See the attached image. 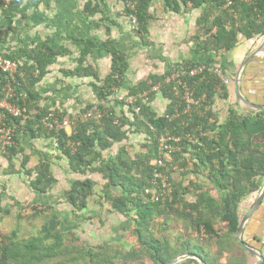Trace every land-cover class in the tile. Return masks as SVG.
<instances>
[{
	"label": "trees",
	"instance_id": "1",
	"mask_svg": "<svg viewBox=\"0 0 264 264\" xmlns=\"http://www.w3.org/2000/svg\"><path fill=\"white\" fill-rule=\"evenodd\" d=\"M21 1L10 0L6 9L0 3V13L11 16ZM179 1L164 0V7L174 14L184 10L186 13L198 11L197 29L193 37L194 52L198 56L213 55L216 58L209 57L208 63L183 62L176 70L170 69L166 73H180L185 69L187 74L177 80L185 84L195 101L202 97L205 99L188 127H180L179 122L182 121L179 119H169L173 114L171 104L163 116H157L147 105L143 106L137 100L126 105L127 114L132 116L133 121L118 117L114 124V109L108 110L106 103L111 101L109 99L115 93L114 89H110L120 86L128 63L123 53L114 47H107L112 57L111 75L101 87L92 85V88L98 103L105 101V106L98 104L99 110L107 111L108 114L102 117L100 124L90 120L78 121L70 135L64 130L57 133L49 131L44 122H48L50 112L35 104V86L63 52L43 45L31 51L21 48L9 54L0 50V56L6 59L26 58V62L18 67L17 85H13L14 97L10 99V103L25 108V115L18 118L6 115L5 120V124L12 128L13 143L4 153L8 167L13 168V160L19 158L20 171L17 173L23 172L30 179L29 185L34 192L46 193L55 183L51 163L39 160L30 170V158L21 145V137L29 135L31 138L54 139L55 149L67 159L70 172L79 177L71 180L68 191L61 197L72 208V216L80 218L75 213L86 210L89 199L95 196L93 200L97 205L103 202L108 207V213H115L129 221V235L135 239L130 248L106 242L94 245V248H86L85 243L82 247L77 242L73 245V241L69 240L71 237L66 236L70 232L61 231L58 228L60 223L52 217L39 236L32 237L27 243L19 245L14 240L17 233L12 231L10 248L0 245V264H43L48 260L52 264H168L187 254L198 257L204 264H249L251 256L236 240L242 221L238 209L240 203L258 193L264 183V113H255L251 109L240 110L235 102L236 107H230L227 119L220 123L210 109L205 110V104L207 101L211 104L216 97L229 100V88L222 82L229 69L217 66L225 54L235 51L240 40H257L264 36V0ZM125 3V12L135 18L136 34L145 44L143 40L154 19L150 13L153 0H125ZM198 66H203L204 70L198 75L189 76L188 73ZM80 71L88 75L90 68ZM19 74L22 76L19 77ZM149 79L153 80V77ZM6 82V77L0 73V99L4 95ZM155 84L154 81L140 82L135 88L129 89L128 97L143 94ZM173 84L175 86L176 83ZM178 88L182 90V87ZM168 89L164 88L163 94L171 98ZM135 107L139 108L138 112L134 110ZM87 109L76 114L77 119ZM59 114L55 112L54 118L61 120ZM130 133L146 136L142 145L144 151L131 156L125 147H121L114 157H103V152L115 144L124 143ZM167 134L171 137L167 144L180 149L168 157L179 161L178 167L182 169L186 167L182 155L189 154L194 167L191 173L197 175L206 171L207 181L215 190V196L193 181L185 185L184 177L179 181L170 178V164L164 157L166 153H160L158 149L160 137ZM187 134L189 137L183 138ZM179 137H182L179 143L173 144V139ZM191 138L194 143H191ZM88 174L100 176L104 182L100 191L94 189L97 183L86 177ZM29 209L36 211L38 208L29 206ZM155 226H160L161 230L155 231ZM177 227L181 234L172 243L165 235L168 230ZM212 245L217 250L214 253L211 251ZM260 246L263 257L261 264H264V243ZM222 253L227 254L225 263L219 262ZM183 264L198 262L189 259Z\"/></svg>",
	"mask_w": 264,
	"mask_h": 264
},
{
	"label": "rangeland",
	"instance_id": "2",
	"mask_svg": "<svg viewBox=\"0 0 264 264\" xmlns=\"http://www.w3.org/2000/svg\"><path fill=\"white\" fill-rule=\"evenodd\" d=\"M86 1L87 0H81L82 3ZM96 1L98 0H92L91 2L94 4V2ZM108 4L109 6H113L114 13L121 14L126 3L125 0H108ZM150 13L151 15H153L154 19L150 22L149 27L154 25L151 27L154 32L155 30H157L156 32H159L157 28H164L162 35H168L169 37V41L164 42L167 43L166 45L161 46L160 42H162V39L160 37H148L147 35L145 36V40H143L146 43H142L141 38H139V36L136 34V23H134L131 18L129 19L131 23L124 22V25H126V29L128 32L125 31L124 33H115L114 35H111V38L136 41L143 50L147 49V53L149 47V49H151L153 53L161 51V55H164V57L168 58L170 61L169 64L171 65L168 71L170 69L176 70L178 66L183 63L180 61L182 56H185V54L182 55L183 50L185 49L186 55L192 49L193 51L195 50L193 37L195 35L197 26L194 33L190 31L189 34L186 35L187 37L185 36L186 39L184 40V44H182L181 40H179V36L181 33V28L184 29L183 26H186L185 22L183 23L182 21L184 20V15L190 12L186 13L184 10L181 12V15H177L172 13L171 11H168L164 7V0H153ZM105 39L107 38H104L103 40ZM14 45L15 40L12 41L11 47H13ZM184 45H186V47H184ZM0 50L2 49L0 48ZM201 56H203V59L200 60L199 63H203V61H205L204 59L207 58V56L205 55ZM228 57H230V54H225L222 57V60H227ZM138 58L139 57H137L134 61H139ZM141 58L144 63L146 59H144V57ZM133 59H130L129 62L133 61ZM212 59L216 58L213 57ZM154 61L156 65L151 64V66H145L146 69L143 72L144 79L142 78L140 82L147 81V83H152L154 81L156 84L151 86L148 91L144 92L143 96L145 97V99L141 102V104L143 106L147 105L152 113H155L157 116H163L165 114V111L168 109V106L171 104L173 114L169 119H179L180 121H182V123L179 122L180 127H188L191 118L198 115L200 107L203 103L201 100L205 101L204 97H202L200 101H195L192 98L191 91L186 86H184L185 84L180 80H177L178 76H176V74H165L164 70L167 68V66H165V64L163 65L162 63L160 65V62L157 60ZM150 63H153V61H150ZM238 66L239 64H237L236 68H238ZM217 67L222 69L220 66ZM229 71H226V73H228V75L226 76L228 82L227 84L231 94L229 100L224 101L216 97L211 104L208 101L205 104V110L210 109L217 116L216 119L219 120L220 123L227 119L228 109L230 107H236L234 104L235 102L238 104L237 108H239L240 110L244 111L245 109H249L236 101L234 93L232 91L233 79L236 69L231 71L230 73ZM146 73H154L158 76H152L153 80H151L149 79V77H146ZM249 75L250 79L248 80L247 84L249 87V91L245 90V94L248 96V100H250L251 102H257V104H264V66L262 70L258 71L257 73L256 71L249 70ZM103 78L95 79L98 83V85H95L96 87H101ZM133 78L134 80L133 82H131V84H136L135 86H137L138 82H136V80L139 78L138 75H135ZM172 83H176L178 86L176 84L174 86V84L172 85ZM179 86L182 87V90L178 88ZM166 87L169 88L168 91L169 93H171V98L163 94V92L165 91L164 88ZM117 89L118 88L115 87L110 90L115 91ZM245 89H247L246 86ZM128 93L129 90L124 91L123 94L127 95ZM126 95H121V97L118 98L119 100L112 98V101H110L112 102V106H116L115 103L117 102L123 103V105L118 104L120 107L113 108L116 116L115 120L118 119V117H123V114L121 115V111H123V109L125 111L123 112L124 114L127 115L128 113V108L126 106L127 104L125 103V98L128 97V95ZM138 95L142 94L139 93ZM56 97H61V94H58ZM83 97L85 99V97L87 96ZM104 102L105 101L98 103L97 99H95L94 102L91 100H85L82 104L85 110L88 106H99L98 104H100L101 106H105V104H103ZM110 102L106 103L108 110L112 109L110 106ZM184 103L186 104L185 106ZM81 111L79 112V114H81ZM50 112L55 113V111ZM58 112H60L59 115H61L62 118H66L71 122L70 127L72 129L73 127H75L78 121H81L79 119H82H77L76 114L64 115L61 109ZM128 118L130 119L129 121H133L132 116H128ZM185 118H188L189 120H186ZM168 136V134L166 136L164 135L163 138H171L170 136ZM185 137L188 138V134L187 136L184 135L183 138ZM145 138L146 136H144L143 134L130 133L128 134V139L125 140L124 143L115 144L110 150L103 152V157H114L121 147H125L127 153L131 156L135 152L144 151L142 145ZM180 138L182 139V137H179L177 139ZM191 141V143H194L193 138H191ZM172 149L174 150V152H179L180 150L177 147H173ZM52 151L53 154L51 163L54 166L51 167V174L55 179V183L46 193L37 194L31 189L29 185L30 179H28L23 172L17 173L18 171H20V159L15 158L12 162L13 168H10L8 167V161L4 155L5 151L0 150V245H3V247L6 248H10V239H12L10 237V234L12 231H16L17 236L14 240L17 241V243L19 242V245H21L22 243H27L32 237L39 236L40 231L45 226H47V223L51 221L52 217H55L57 222L60 223L58 228L64 233L70 232V234L67 233L66 236L71 237L69 238V240L70 242L73 241V245H76L77 242V244L82 247V245H84L85 243L87 244L86 248H94V245H101L106 242L108 244H122L124 248H130L131 246H133L135 243V239L129 235V221L115 213H108V207L103 202L100 203V206L97 205L93 200L95 199V196L89 199L86 210L75 213L76 215H79L80 218L76 219L72 216V208L68 206L67 203H64L61 197L65 191H68L69 183L71 182V180L78 179L79 177L70 172V169L68 168V162L65 157L60 156V154L56 151L54 152V150ZM168 156L170 155H164V157H166L165 161L169 162L170 164L169 175L172 180L179 181L182 177H184L185 185H187L189 181H193L195 183H198V185H201L203 188L207 189L211 193V195H216L215 190L207 181L206 171L197 175L191 173L192 171H194V167L191 163L189 154L184 153L182 155V157L185 159L184 162L186 163V167L182 169L178 167L179 161L177 162L173 157ZM28 168L32 170L34 168L33 164L29 163ZM182 173L186 174L181 176ZM86 177L95 181L97 184L96 186H94V189L100 191L101 186L104 183L101 180L100 176L88 174L86 175ZM81 178L83 179L85 177ZM11 179L14 181H18V184L9 183ZM164 180L166 179L164 178ZM259 192L254 193L240 203L238 212L242 220L250 212L256 198L259 195ZM29 206L37 207L38 209L36 211H43L45 213L37 214L35 210H30ZM154 229L158 232L161 230L160 226H155ZM179 234H181V230L179 227H177L174 230H168L167 236L165 235V238L169 237L170 241L174 243L173 241H175L176 236H179ZM75 239L77 241H75ZM242 240L246 244L258 250L261 248L260 245L264 243V203H261L259 209L251 216V218L246 223L244 227V233L242 235ZM211 251L213 253L217 251L214 245H212ZM226 259L227 254L222 253L219 255L220 263H225ZM255 262L256 259L251 256V261L249 262V264H254ZM183 263L184 261L178 264ZM43 264H52V262L51 260H48Z\"/></svg>",
	"mask_w": 264,
	"mask_h": 264
},
{
	"label": "crops",
	"instance_id": "3",
	"mask_svg": "<svg viewBox=\"0 0 264 264\" xmlns=\"http://www.w3.org/2000/svg\"><path fill=\"white\" fill-rule=\"evenodd\" d=\"M91 1L87 0L82 3L81 0H22L11 16L0 13V48L2 53L9 54L19 51L21 48L31 51L34 48L42 47L41 45L63 52L61 56L56 57L55 62L48 67L47 74L35 86L37 92L35 104L42 110L58 112L61 109L64 115H74L84 110L82 103L85 100L94 102L96 93L92 85H98L95 79L104 77V81L111 75L113 68L112 57L107 47H114L123 53L128 63L120 86L109 99L111 101L112 98L118 99L121 95H126L123 94L124 91L135 88L136 84H131L134 80L133 77L138 75L139 78L136 82L139 84L142 78L144 79L145 66L156 65L154 60L159 61L160 65L161 63L165 64L167 68L164 73L168 72L171 64H169L168 58L161 55V51L153 53L149 47L147 53V49L143 50L136 41L111 38V35L115 33L128 32L124 22L131 23L129 20L131 17L125 12L126 4L123 8L124 11L122 10L121 14H116L113 11V6H109L108 0H98L94 4ZM177 15H181V13ZM198 16V11H192L184 15L182 22H185L186 26H183L184 29L181 28L179 36L182 44H184L185 36L190 31L195 32ZM151 27L148 28L147 36L160 37L162 39L161 46L166 45L167 43L164 42L169 41V37L168 35H162L164 28H157L161 32L159 33L156 32L157 30L154 32ZM104 38L107 39L103 40ZM14 40L15 45L11 47ZM261 40L262 37L250 41L240 40L235 51L232 54L230 53L227 60L220 59L219 66L230 71L237 70V64L240 66L245 57L258 47ZM183 54L185 56H182L181 62H199L203 59V56L196 55L193 49L187 55L184 49ZM137 57H139V61L136 62L134 60ZM141 57L146 59L144 63ZM209 57L212 58L213 55H209ZM209 57L207 56L203 62L208 63L210 61ZM130 59H133V61L129 62ZM16 61L21 66L26 62V58ZM150 61H153V63H150ZM263 66L264 52H262V55L256 56L243 71L241 90L247 99L248 96L245 94V90L249 91L247 85L250 79L249 70L257 73L262 70ZM88 67L90 68L88 75L80 71ZM153 74L146 73V77L158 76ZM245 86L247 89H245ZM58 94H61V97L57 98ZM83 96L87 97L84 99ZM119 103L121 102H117L115 103L116 106H112V102H110V106L111 108L120 107ZM123 112H125L124 109L121 111V115ZM128 116V114L123 115L127 118ZM64 131L67 135H70L72 128H66ZM21 145L25 147V154L29 156L30 164H33V166L37 165L39 160H46L51 163L52 150L57 152L54 139L49 138H31L29 135H24L21 137ZM52 166L54 165L51 163ZM9 183L18 184V181L11 179Z\"/></svg>",
	"mask_w": 264,
	"mask_h": 264
},
{
	"label": "built area",
	"instance_id": "4",
	"mask_svg": "<svg viewBox=\"0 0 264 264\" xmlns=\"http://www.w3.org/2000/svg\"><path fill=\"white\" fill-rule=\"evenodd\" d=\"M0 3L2 5L3 9H6V7L9 5L10 0H0ZM131 19L136 23V20L134 17L130 16ZM20 66V63L16 60H10L6 59L3 56H0V73L3 74L6 77V84L4 85V95L0 99V150L5 151L7 147H10L12 143V128L8 127L5 124L6 115L12 116V117H23L25 115V108H19L15 106L14 104L10 103V99L14 97V88L13 85H17L16 82V74L18 73V67ZM204 70L203 66H198L195 69H192L188 74L189 76H194L200 74ZM219 72V71H218ZM176 74L177 79H179L182 75L187 74L185 69H182L180 73H173ZM22 74H19V77H21ZM222 82L227 85V80L225 78L222 79ZM144 94V93H143ZM142 95H137L136 97H126L125 103L127 105L133 104L136 100L139 102H142L145 97ZM200 101V100H199ZM203 102V100H201ZM198 104V103H197ZM201 104V102H200ZM199 104V106H200ZM189 108V106H188ZM136 112L139 111V108L135 107L134 109ZM54 112H50L48 115V122H44V126L47 130L53 131L57 133L60 130H65L66 128L71 126V122L66 119L62 118L61 120L54 118ZM108 113L102 112L99 110V107L91 106L90 109H87L85 114L80 116L79 119L81 121H92L95 124H100V121L102 117L106 116ZM110 115V114H109ZM78 118V117H76ZM116 123V120H114V124ZM168 139H164L163 136L159 139V151L160 153H166V154H172L174 150L173 147L169 144H167ZM180 139L174 138L173 144L179 143ZM170 142V140H169ZM179 148V147H178Z\"/></svg>",
	"mask_w": 264,
	"mask_h": 264
},
{
	"label": "water",
	"instance_id": "5",
	"mask_svg": "<svg viewBox=\"0 0 264 264\" xmlns=\"http://www.w3.org/2000/svg\"><path fill=\"white\" fill-rule=\"evenodd\" d=\"M262 52H264V36L262 37L261 43L258 45V47H256L242 61L240 66L237 68V70H236V72L234 74V79H233V92H234V96H235L236 101L239 104L243 105L244 107H247V108L253 110L255 113H259V112L264 113V105L253 103V102L248 100L243 95L242 90H241V80H242V75H243L244 69L247 67V65H249V63L256 56L262 55ZM263 199H264V184H263L262 189L259 192V195L256 198V200H255L250 212L241 221L240 226H239V228L237 230V233H236V240H237V243L240 245V247L247 254H249L250 256H252V257H254L256 259V262L254 264H261L262 261H263V257H262V255H261V253H260V251L258 249L254 248V247H251L250 245L246 244L242 240V234H243L244 227H245L246 223L251 218V216L259 209ZM187 259H193V260L197 261L198 264H204L198 257H196L194 255H190V254L189 255L180 256V257L172 260L168 264H178V263H180L182 261H185Z\"/></svg>",
	"mask_w": 264,
	"mask_h": 264
},
{
	"label": "clouds",
	"instance_id": "6",
	"mask_svg": "<svg viewBox=\"0 0 264 264\" xmlns=\"http://www.w3.org/2000/svg\"><path fill=\"white\" fill-rule=\"evenodd\" d=\"M10 4V3H9ZM226 80H227V78L226 77H224ZM227 87H228V84H227Z\"/></svg>",
	"mask_w": 264,
	"mask_h": 264
}]
</instances>
